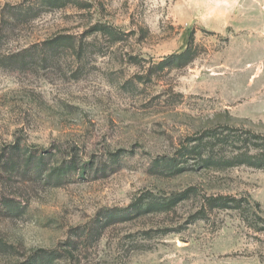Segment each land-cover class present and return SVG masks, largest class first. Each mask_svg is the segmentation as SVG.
<instances>
[{
	"label": "rangeland",
	"instance_id": "rangeland-1",
	"mask_svg": "<svg viewBox=\"0 0 264 264\" xmlns=\"http://www.w3.org/2000/svg\"><path fill=\"white\" fill-rule=\"evenodd\" d=\"M59 1L0 0V264H264V0Z\"/></svg>",
	"mask_w": 264,
	"mask_h": 264
},
{
	"label": "trees",
	"instance_id": "trees-1",
	"mask_svg": "<svg viewBox=\"0 0 264 264\" xmlns=\"http://www.w3.org/2000/svg\"><path fill=\"white\" fill-rule=\"evenodd\" d=\"M50 2H49V4L52 6V7H59V8H61L62 6H60V4H61V2L59 1V0H49ZM30 12V10H27V11H15L13 14H14V18L15 17H27ZM43 46L45 47L46 46V48L49 50V51H51V52H53V53H55L58 49H60V48H64V47H67L68 46V43L67 42H65L64 40H62V39H59V38H54V39H52V40H50V41H48V42H46V43H44L43 44ZM41 157V156H40ZM9 163H11V160L9 159V161H8V163L7 164H9Z\"/></svg>",
	"mask_w": 264,
	"mask_h": 264
}]
</instances>
